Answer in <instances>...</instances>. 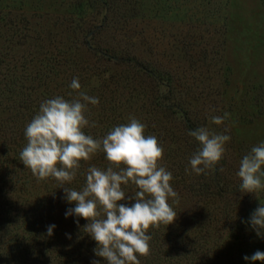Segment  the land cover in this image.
Wrapping results in <instances>:
<instances>
[{
	"label": "rangeland",
	"instance_id": "374dc122",
	"mask_svg": "<svg viewBox=\"0 0 264 264\" xmlns=\"http://www.w3.org/2000/svg\"><path fill=\"white\" fill-rule=\"evenodd\" d=\"M118 3L119 13L106 17V13L112 14L108 9L112 1L103 6L97 0H0V211L9 210V220L0 222V264H33L38 254L47 251V245L63 264H84L85 254L99 260L91 244H86L87 238L80 235V218H66V210L75 204L63 198L59 182L54 178L38 180L19 155L27 144L26 126L43 101L56 96L77 98L76 90L70 87L73 78L79 79L81 91L99 99V104H89L85 113L89 120L86 135L102 139L134 117L146 126L145 135L156 136L163 147L161 166L175 176L178 173L170 184L179 202L173 204L169 199L177 218L168 226L150 228L148 233L159 257L173 255L179 237L197 234L209 214V203L191 189L197 177L190 160H185L196 144L185 129L184 115L194 119L197 128L228 129L225 134L231 140L217 164L219 179L227 187L241 184L237 175L240 161L252 147L264 142V0H137L134 10L125 0ZM223 13L226 23L222 27L225 31L219 33L223 38L220 44L218 34L211 37V30L214 24L219 26L216 20ZM193 16L200 20L195 22ZM208 38L214 46L218 42L219 64L203 57L199 46L189 54L191 46ZM121 55H133L148 67L142 70L129 60H120ZM151 64L158 73L149 68ZM225 112L230 117L223 125L211 123L212 116ZM9 144L18 149L14 155L13 149L2 151ZM91 166L106 171V154L99 151L90 161H81L82 177L79 175L75 183L84 182ZM7 174L13 176L15 184L4 183L9 179ZM122 189L126 196L138 191L131 182ZM256 195L259 199L253 193L239 192L251 211L242 208L238 217L246 214L249 218L264 203V190ZM10 198L14 199L12 204ZM120 203L130 204L128 200ZM27 209L32 212L30 218L39 211L46 231L38 229L36 223L28 227ZM52 224L56 227L48 236L47 226ZM228 229H223L221 257L225 263L226 254L233 257L238 245ZM239 231L247 236L245 228ZM7 252L8 259H3ZM208 252L207 262L218 259ZM140 258L143 264L144 257Z\"/></svg>",
	"mask_w": 264,
	"mask_h": 264
},
{
	"label": "clouds",
	"instance_id": "9594fccd",
	"mask_svg": "<svg viewBox=\"0 0 264 264\" xmlns=\"http://www.w3.org/2000/svg\"><path fill=\"white\" fill-rule=\"evenodd\" d=\"M70 87L76 90L77 98L66 100L56 96L41 103L38 114L26 126L27 144L19 153L20 159L38 180L54 178L59 182L64 199L75 204L66 210V218L75 216L88 221L82 231L97 242L94 249L97 257L104 258L106 264H141L138 255L151 254L150 228L168 226L177 218L169 203L170 198L173 204L179 202L178 193L170 184L173 175L161 166L164 149L156 136L145 135L146 126L134 117L127 124L115 126L102 139L86 135L84 129L89 126V120L85 113L89 111L88 105H98L99 99L81 91L78 78H73ZM229 117L227 112L212 116L211 123L223 125ZM227 131L199 127L189 132L200 145L190 158L195 174L206 175L222 160L226 144L231 140L225 134ZM99 151L106 154L107 170L91 166L82 190L67 186L76 178L81 161H90ZM262 167L264 142L252 147L240 161L237 175L242 181V193H253L259 199L256 193L264 190ZM129 182L138 191L126 196L122 185ZM124 200L131 206L120 203ZM75 222L79 226V219ZM244 222L264 239V203ZM55 227L54 224L47 226L48 236L53 235ZM243 258L250 264L257 261L264 264V252L260 250ZM92 264L100 261L93 260Z\"/></svg>",
	"mask_w": 264,
	"mask_h": 264
},
{
	"label": "trees",
	"instance_id": "16d2710c",
	"mask_svg": "<svg viewBox=\"0 0 264 264\" xmlns=\"http://www.w3.org/2000/svg\"><path fill=\"white\" fill-rule=\"evenodd\" d=\"M99 1V5L100 3L104 6V3H109L112 1V5H109L110 12L112 14H105L106 17L111 16V15H116V13H119V11H117L118 5H119V0H97ZM127 1L129 4H131V9L134 10L136 8H138V6L136 4H133L135 1L137 0H125ZM141 3V2H140ZM90 4H87V6ZM142 5V3L140 4ZM180 8V7H179ZM187 10V9H186ZM213 12V11H211ZM138 14V13H137ZM136 15V14H135ZM211 16L213 17V15L211 14ZM104 17V16H103ZM193 19L196 21L200 20L199 17H194ZM226 13H223L222 16L218 17L216 22H219V26H216L215 24L213 25V29L211 30V37L214 38L216 34L217 35V39L219 38L220 40V44L223 42V38H220L219 33H223V28L225 26L226 23ZM212 22H215L212 19ZM215 22V23H216ZM217 24V23H216ZM141 30V29H140ZM214 35V36H213ZM202 41V40H201ZM210 39H204L201 44H197V45H193L190 47V52L194 49V47H198L199 50L201 52H203V57H210L212 60V64L216 65L220 63V56L218 53V49L219 46L217 45L218 42L216 41V44L214 46V43L211 41V44L213 46L210 45ZM90 45V44H88ZM212 48V49H211ZM212 51V52H211ZM220 51V50H219ZM107 55H109L108 53H105ZM219 57V58H218ZM120 60H124V61H131L132 63L136 64L138 67H140L142 70H146L147 63L144 61L139 60L137 57H134L133 55H121ZM152 65V64H151ZM152 70H154L155 72L158 73L157 68H155L153 65L151 67ZM171 80V79H170ZM157 106L159 107H163V103L161 102H156L155 103ZM167 105H169L167 103ZM170 106V105H169ZM167 106V108L169 107ZM177 108V107H176ZM180 111H183L182 108L179 109ZM184 126L186 131L189 132L192 130H195L197 127L195 126V122L194 119H191L189 115L185 114L184 115ZM174 136L176 135V133L173 134ZM189 137H191L189 135ZM4 139H6V137H4ZM191 139L194 141V143L196 144V148L193 151V154L198 150V148L200 147L199 142H197L194 137H191ZM14 141V140H12ZM174 141H177V139L175 138ZM16 144V142H14ZM1 144V143H0ZM10 145V146H9ZM9 145H4L2 151L4 150H8V149H13V155L15 154V152H18V149L15 146H11V144ZM174 149V148H173ZM190 155V157H187L188 161L190 160V158L193 156ZM15 157V156H14ZM184 158V156L182 157ZM182 161V160H181ZM179 166L182 165V163L178 164ZM81 169V167H80ZM80 169L77 172V176L76 178L72 181V183L70 185H68L69 187L75 189V190H82V188L86 185V179H83L84 182L80 181V183H75V181H77L78 176L80 175ZM219 168L217 167V165L211 169L212 172L211 173H207L205 174H200L197 175V180H195L194 183H191V189H195V191L197 193L200 194V200L203 201L204 203H209L208 207H209V214L207 217V221L205 223H203L201 225V227H198V232L197 234H194L193 236H187V235H182L179 237V244L175 245L174 244V254L173 255H169L164 257L162 254L161 256H157V254H155V252L157 251L155 248V243H152V241H150V247L154 249V252L150 254V256L148 257H144V263L143 264H250L249 261L244 262V256L245 255H252L255 251L260 250L262 252H264V239L258 237L255 233V231H253L251 229V227L249 225H247L244 221H247L249 218H247V215L244 214L243 217H238V215H240L242 213L241 209H247L248 211H251V209H248V202L243 198V197H239L238 194L240 191V185H235V187H227L226 184H222L220 179H219ZM178 172V171H177ZM178 174V173H177ZM176 174H172L173 175V179L175 180L178 178V175ZM9 175V179L7 181H4V183H8L10 185L11 184H15L13 176ZM176 178H175V177ZM180 176L182 177V174H180ZM80 177H82V175H80ZM82 182V183H81ZM9 187V186H8ZM6 191H9L7 189H5ZM64 196V195H63ZM62 196V197H63ZM64 198V197H63ZM14 201V199L9 200V204H12ZM53 202V201H52ZM51 204V203H50ZM242 204L241 208H238V205ZM130 206V204H129ZM247 207V208H246ZM51 209H53L52 207H50ZM24 209V208H22ZM9 210L7 208H4L0 211V222L2 224H4V219L9 220L8 216L6 215V213ZM30 210L27 209L25 210V213L28 215L26 219V224L31 225V224H37V228L40 230L45 229L46 231V226L45 223H41V221L44 219V217H39V211H34V215L35 217L30 218L32 215V212H29ZM47 212H52L50 209L47 210ZM25 215V214H24ZM30 216V217H29ZM239 218V219H238ZM80 235L82 236V238H87V242L86 244H91V247L93 249H95L97 247V242L95 240L92 239V237L86 233H84L82 231L83 227L88 223V221H86L85 219H83L82 217H80ZM232 221L234 224H232ZM229 227L228 231L231 234V237H233V239H238L236 240L238 243L233 257H231L229 255V253H227V260L228 262L225 263L224 260H222L223 256V251L225 248V244H224V237H223V229L225 227ZM247 230V236L244 235L243 232L239 231V229H244ZM242 236V238H240V236ZM1 236V233H0ZM159 235H156L155 238L157 239ZM40 243V242H37ZM41 244V243H40ZM48 244V243H46ZM34 246L36 248H38L35 243ZM228 246H235L234 244H229ZM48 249L46 252H41L40 254L42 255L40 257V254H38L39 258H37L36 255V261L33 262V264H38V261H42L43 264H63L61 261V258L57 255V253L55 252V255H52L51 252V248L49 247V245H47ZM29 250H31L30 248H27ZM242 249H244V251L242 252ZM208 251H212V253L215 256H218V259H213L210 262L208 261ZM16 252V251H15ZM10 252L4 253V255L7 256V258H3V259H8ZM14 253V252H13ZM1 254V252H0ZM155 254V255H154ZM199 254H202L203 256H199ZM3 255V256H4ZM14 255V254H13ZM93 255V254H92ZM92 255H84L85 260H83L84 264H91L92 262ZM239 255V256H238ZM94 256L96 258H98L100 260V264H106V261L104 260V258L102 257H97L95 254ZM191 259H190V258ZM2 258V257H0ZM138 258H140V256L138 255ZM159 258V259H158ZM141 259V258H140ZM25 261H21L19 262V264H23ZM256 264H262V262L257 261Z\"/></svg>",
	"mask_w": 264,
	"mask_h": 264
}]
</instances>
